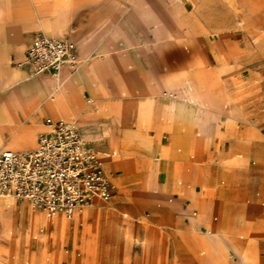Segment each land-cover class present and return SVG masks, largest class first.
<instances>
[{
  "label": "crops",
  "instance_id": "crops-1",
  "mask_svg": "<svg viewBox=\"0 0 264 264\" xmlns=\"http://www.w3.org/2000/svg\"><path fill=\"white\" fill-rule=\"evenodd\" d=\"M253 1L257 9L250 15L249 0H0L1 122L20 136L27 130L14 151L35 149L39 136L49 130L48 119L74 122L102 158L114 198L109 203L120 213L133 218L148 210L153 220L168 221V237L186 251L181 257L197 264H264L258 257L264 251V210L236 205L256 176L250 139L259 130L256 111L247 105L254 89L242 77L241 66L264 58V35L254 45L239 38L246 31L241 15L255 17L247 28L264 33V0ZM49 23L52 35L44 29ZM40 33L76 45L80 67L60 73L68 98L46 100L49 77L17 66ZM24 75L30 77L16 80ZM211 80L232 95L249 89L242 103L247 121H235L225 135L216 133L218 127L225 132L226 120ZM33 87L36 95L30 93ZM192 96L207 108H197ZM59 116L67 119H55ZM32 133H37L34 143L29 140ZM10 134L3 131L6 138ZM113 145L120 155H110ZM260 168L263 181L264 162ZM222 177L230 187H220ZM255 199L260 200L259 194ZM13 201L5 216L17 233L8 238L0 220V251L6 254L0 252V264H43L52 241L45 252L42 240L33 243L38 212L15 204L24 201ZM75 224L71 220L74 233ZM122 224L123 219L108 223L99 260L106 255L117 259L122 251L124 260L118 264L141 261L132 258L128 244L118 241L117 226ZM246 228L252 229L247 239L239 234ZM142 244L153 254L156 241ZM64 252L61 264H72V253ZM79 264L97 260L93 253L83 254Z\"/></svg>",
  "mask_w": 264,
  "mask_h": 264
},
{
  "label": "built area",
  "instance_id": "built-area-1",
  "mask_svg": "<svg viewBox=\"0 0 264 264\" xmlns=\"http://www.w3.org/2000/svg\"><path fill=\"white\" fill-rule=\"evenodd\" d=\"M81 61L73 42L38 34L18 67L34 75L59 76L65 68L78 70ZM49 130L37 147L0 153V198L28 202L48 218L63 214L71 219L95 201H110L111 182L92 146L74 122L46 121Z\"/></svg>",
  "mask_w": 264,
  "mask_h": 264
},
{
  "label": "rangeland",
  "instance_id": "rangeland-1",
  "mask_svg": "<svg viewBox=\"0 0 264 264\" xmlns=\"http://www.w3.org/2000/svg\"><path fill=\"white\" fill-rule=\"evenodd\" d=\"M257 9V5L254 1V5L250 6V12L249 14L252 15L255 10ZM255 18V17H253ZM253 18H247L244 15H241V23L245 24L244 29H246L245 32H242L239 35V38L241 40V43L243 41H247L252 43L254 45L258 39L261 38V36L264 35L263 32L257 31V33H253L251 28H247V24L255 22ZM256 22L258 19H255ZM256 34V35H255ZM242 77L246 79L247 82L251 84V87L253 90L252 96L249 97V101H247V105H252L253 109H255L256 113L254 115V121L255 125L257 126V130L253 131L251 134V157L254 155L256 158L250 157L251 167L255 168V182L251 185V188L248 191V194L245 197L238 198L236 201V205H245L247 207H258L262 210H264V180L260 181V174H261V168L260 165L264 162V58H258V60L246 64H242ZM216 84L219 90L223 93L224 97L227 99H235L236 97L240 96L241 99L236 100L237 105L243 108V100L247 97V94H249V89H242L237 90L235 93L228 94L224 88H221L220 85L213 80ZM230 95V96H229ZM231 97V98H229ZM239 101V104H238ZM231 104V103H230ZM228 104L230 110L232 108V104ZM199 109H205V107H201ZM210 115V113H208ZM60 118V117H55ZM226 120V130L224 132V135L227 130L233 128V125L236 120L242 121L244 120L240 118L233 117L232 114H224V117ZM235 119V120H234ZM81 124V123H80ZM81 127V125H80ZM82 129V128H81ZM220 127L217 129V133L220 131ZM244 129L243 126L240 127V129H237L238 132H241ZM262 134H261V133ZM221 133V132H219ZM220 135H223L221 133ZM263 142V143H262ZM254 143V144H253ZM252 146L254 150H252ZM252 153H254L252 155ZM238 154V153H237ZM237 154H234V157H237ZM230 163V162H229ZM257 168V169H256ZM220 187L228 188L230 187V181L226 177H222L219 181ZM256 194H259L260 200L256 201L255 197ZM111 202L114 201V198L110 200ZM17 206H20L22 204H25V206L30 209L37 211L38 213H43L39 211L38 209H35L32 207L31 204H28L26 202H15ZM119 217L123 219V221H131L132 222V232L136 235V238H133L130 240L127 239L124 235V230H120L117 232V238L119 242H122L125 244V246L128 244V250L129 254L132 256V258H141V261L138 263H134L133 261H126L125 264H197L196 261L190 259H183L181 257L182 254H185L186 251L180 250L176 246V244L173 242L172 239H170L169 234H172V227L170 226L168 221L159 220L155 221L151 217L150 212L147 210L145 213H142L140 217H133L131 218V214L127 212L129 215L126 219L123 218L124 213H118ZM82 229V227H81ZM80 229V230H81ZM79 230V231H80ZM205 232H207V229H204ZM252 231L251 228H246L245 230L241 231L239 234L244 235L247 239V236L250 235ZM74 234V230L70 229L69 235H68V242L64 245L62 256L65 259V250L69 251V254L72 253V264H79L80 258L82 255H86V257H89L90 253L94 254V257H96L97 264H118L124 260L123 252H120V255L117 256V259L113 258L112 256H104L103 258L99 260L101 256V246H102V239L104 235H108V233H103L102 231L100 234L93 235L92 233L88 234L87 240L83 243H80L76 248H73V245L71 243L72 236ZM120 234V235H119ZM96 236V237H95ZM156 237V238H155ZM167 237V238H166ZM155 238V239H154ZM169 238V239H168ZM98 242H97V240ZM242 240L245 242V240ZM96 240V241H95ZM153 240L156 241V249L154 250L153 254H151L150 250H147V248L144 249L143 242L150 243V245H153ZM37 240H34L33 243L36 244ZM51 242V240L49 241ZM129 242V243H128ZM121 250V248H120ZM119 250V251H120ZM4 256L6 255L3 253V251H0ZM49 256L47 255L45 257ZM233 259L237 262V256L233 254ZM258 257L261 261H264V251L260 250L258 251ZM122 259V260H121ZM5 264H9L6 263ZM61 264V263H60Z\"/></svg>",
  "mask_w": 264,
  "mask_h": 264
},
{
  "label": "bare ground",
  "instance_id": "bare-ground-1",
  "mask_svg": "<svg viewBox=\"0 0 264 264\" xmlns=\"http://www.w3.org/2000/svg\"><path fill=\"white\" fill-rule=\"evenodd\" d=\"M249 3H250L251 6L254 5V1L253 0H249ZM52 24L49 23L44 28L45 32L47 34H49V35H52V32H51ZM29 77L30 76H28V75H24L22 77L16 76V80L21 82V81L27 80ZM42 77H49V85H46V87H47L46 89L48 91V96H47L46 100H49L50 102L51 101L55 102V101L58 100L59 96H61V95L64 96L65 98H68V91H67V88L65 87L66 79L61 80L60 75L59 76H54V75H51V74H49V76H44L42 74ZM69 77L71 78L72 76H69ZM211 86H212V89L214 90V93L216 95L215 97L218 100L219 107L223 111V114H225V113L232 114L233 117L240 118V119L244 120V122H246L247 120H246V117H245V115L243 113V108L240 107L239 105H237V102H235L236 100L241 99L240 96L236 97L235 99L234 98L233 99H227L226 97H224L223 93L221 92V90H219V88L217 87V84L213 80H211ZM30 93L33 94V95H36L39 92L36 91V87H33V88H31V92ZM205 97H207V96H205ZM44 98H45V96H44ZM229 98H231V97H229ZM191 99L197 104V108H201L202 106L205 107V109L207 108L205 103L203 102V100H201V99H199V98H197L195 96H192ZM230 103L232 104V108L230 110H228V108H229L228 104H230ZM2 116H3V114L1 113L0 114V151L1 150H12V151H14V149H16L17 147L20 146V143L22 141V137L21 136L25 135V132L27 130L24 132V134H22L20 136L19 133L16 132L17 129L14 130L12 128L13 126L11 127L12 129L11 128H7L6 126H4L5 123L1 122ZM72 116H73V118L79 120V116H78L77 111H75L73 109H72ZM59 117L62 118V119H67L66 116H59ZM56 119H59V118H56ZM80 123H81V127L83 128L84 127V123H82V122H80ZM81 127H80V129H81ZM4 130H7V131L11 132V134L8 136V138L4 137V135H3V131ZM219 132L218 133L216 132V133L218 135H220L221 133H219ZM80 135H81V133H80ZM223 135H224V133H223ZM29 136H30L29 140L31 141V143H34V141L36 140V137H37V133L36 134L32 133ZM81 137L83 138L82 135H81ZM18 150H20V149H18ZM113 153H115L116 155H120L121 154L120 150L115 145L112 146V150H111L110 155L113 154ZM100 160L103 163L102 158H100ZM107 164H109V163H107ZM114 164H117V163H114ZM13 202L14 201L11 198H0V220L3 223V227H4L3 233H5V235L8 238L12 237V235L15 232L17 233V230H15L13 228V226L11 225V223L7 220V218L5 216V211L7 209L13 208V206H14ZM109 202L110 201L98 202L95 206H93L92 209H86L82 213H78V214L75 213L73 215L71 220L72 221L74 220L75 223H76L75 227H74L75 233H74V245H73V248H76L82 242L84 243L87 240V237H88L89 233H92L93 235H96V234L98 235V234H100L101 231L103 233L104 232L108 233V223H113V222L116 223L118 221V219H121V217H119V214H118V213H120L119 212L120 210L117 209V207L115 206L114 203H109ZM215 209H216V207H215ZM125 216L128 217L129 215L127 213H124L123 214V218ZM31 218H32V216H31ZM33 219H34V217H33ZM71 220H69V219L67 220L65 217H62L60 215H56L52 219H49V218L46 217V215H44V213H38L37 220H36L35 240H38V241L42 240L43 241V243L45 245L44 248H43L44 252L47 250L48 245H49L48 243H49L50 240L52 241L51 245L53 246V250H52V252H51L49 257H45V255H42L43 256V264H45V260H47V259L49 260V264H60V263H62L63 260H65L64 257L62 256V251H63L64 245L68 242V235H69V231L71 229ZM52 223L54 224L53 229H51V227H52L51 224ZM78 223H81V225H82V229L80 231H79V228H78ZM34 226H35V224H34ZM120 230H124L125 231L124 235H125V237H127V239L129 241L131 240V238H136V235L133 234V232H132V222L131 221H123V224L121 226H117V232L120 231ZM212 230H213V228H212ZM227 234H229V233H227ZM6 240H8V239H6ZM204 241L206 242V240H204ZM7 242H9V241H7ZM97 242H98V240H97ZM200 243H201V241H200ZM208 246L206 247L207 249H208Z\"/></svg>",
  "mask_w": 264,
  "mask_h": 264
}]
</instances>
